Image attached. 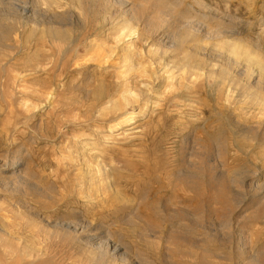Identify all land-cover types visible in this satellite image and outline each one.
Wrapping results in <instances>:
<instances>
[{"label":"rangeland","instance_id":"obj_1","mask_svg":"<svg viewBox=\"0 0 264 264\" xmlns=\"http://www.w3.org/2000/svg\"><path fill=\"white\" fill-rule=\"evenodd\" d=\"M28 1L31 2L32 0ZM146 1L151 6L156 5L155 0ZM158 1L163 2V0ZM200 1L203 2L200 8L203 9L197 6L195 0H164L163 6L165 8H162V11L167 13L166 10H168L172 14L174 22L190 21L191 19L186 15L185 17L184 14L181 16L173 12L175 6L177 7L180 4L194 16L200 15L201 18V15L209 14L210 20L205 21L206 24L209 23L204 25L211 28V30L202 28L205 35H209L208 33L214 35L219 30L220 33L232 34H230L231 36L223 34L222 37L215 35L216 39L213 38L215 36H208L210 38L206 39L207 37H203L201 34L198 35L201 43L210 46L208 51L201 53V57L208 63L220 64L219 58L215 61L211 59L210 51L213 46L210 44H215L224 39H238L244 41L243 43L246 45L248 44L251 49L255 51L261 49L264 52V0ZM12 2L15 3L14 0H6L4 3L9 8L11 7L9 3ZM138 2L142 4L143 1L138 0ZM25 5L23 4V6ZM27 6L29 7L30 3ZM152 9L154 11L155 8L152 7ZM96 11V14L89 17L88 29L94 27L96 18L106 14V10L100 7ZM120 19L121 12H115L113 20L117 22ZM212 20L214 22L211 24ZM192 21H195V19H192ZM215 21L219 23L217 24ZM220 24L223 26L220 27ZM69 25L73 33L71 42L56 43L57 46L55 45V47L42 40L39 48H43L44 52L41 53V57H50V61H45L48 68H53L52 79L61 80L64 84L80 77V80L84 82L87 74L79 76V72L83 71L81 70L82 64H91L90 71L94 74V81L90 89H93L95 82L105 72L96 63L88 62L83 53L82 39L89 32L85 33L83 28L78 27V17L71 16ZM227 29L228 31H226ZM17 34L19 37H17ZM20 34L22 33L17 32L15 37L20 39ZM234 35L239 37L237 38ZM19 39H16V41ZM11 42L10 44L15 45L13 40ZM18 44L16 45L18 46ZM140 47V44L136 45L137 49ZM76 49L79 51V55L73 57ZM30 50L34 51L35 46L32 45ZM17 52L18 50L14 49L9 53L11 56L13 55L12 57L15 56L11 65L12 67L17 65L21 68L19 65H23L32 52L27 53L26 49ZM182 56L181 51H174L171 55L166 56L169 60L165 61L167 63L170 61L177 62ZM159 57L163 59L162 55H159ZM33 62L32 64H35ZM64 64L67 65L68 79L66 75H61ZM47 74L42 72L39 75H30L27 78L29 81L40 79V77L44 79L50 76V73ZM172 87L171 84L167 86L165 97L172 94L174 90ZM64 89L60 87L57 88L56 94L48 97L42 96L44 107L39 111L36 110V113H33L35 115L28 114V111L18 103L15 108L16 114L21 118V123L19 127L11 126L16 130H14L15 133L11 139L13 142L9 146L10 148L0 146L1 160L5 159L6 156L10 157L8 154L10 155L19 149L26 152V155L29 156L28 162H32L28 164L30 173L36 172V177L40 178L38 182L41 181L36 188L38 193H47L52 197L56 196L57 193L59 196L62 194L64 197V200L59 203H53L52 199H48L49 202H43L44 199L40 200L41 197H38L37 192L36 195L30 190L26 191L24 189L17 196V193H9V191L0 188V199L5 198L11 203L21 201V204L29 205L33 213H26L19 217L10 213L8 215L9 219H0V226L3 225L2 227L7 231L10 230L14 236V239L0 240V264H203V262L204 264H236V262L251 264V261L253 264H264V259H262L264 258V255H262L264 254V211L260 212V207L243 206L241 210L245 209L244 211L237 208L232 215L231 211L226 213V210L224 211L220 204L223 201L221 194L216 190H210L208 181V177L213 171L215 172L214 175L218 177L226 176L224 178L228 177L227 179H229V176L234 172L246 169L251 174L253 173L249 182L255 181L260 186H264V159L259 155L264 150L261 142V131L258 132V135L254 132V139L243 135L233 125L235 119L217 114V110L214 108V96L206 88H202L195 91L194 94V97H196L194 101L199 102V108H184L182 112L180 111L181 113L172 114L169 117L165 114L161 118L153 113L147 116L146 119L137 121L132 126L133 128L126 133L127 135L121 134L122 136L115 137L114 135L123 132V130H120L110 136V128L113 123L120 119L126 109H109L92 114L87 107L90 103L88 99L80 96V105L74 104L73 98L77 95L75 93H65L66 91L62 92ZM27 102H30V99L24 100V103ZM178 116H182L183 120L194 124L196 129L193 126L189 129L186 128L187 126L178 127ZM238 119L242 122L244 120L241 117H238ZM238 119L236 118V120ZM4 121H6L5 118L0 119L2 128L7 127L4 125ZM23 123L26 124L23 125ZM184 138H189L191 143L188 145L182 144ZM247 144L253 145V147H246ZM221 151H224L228 157L225 159L214 158ZM185 152L187 154L207 152L212 155L213 161L203 163L196 157V154V156L193 154V156L183 157L182 153ZM30 159L32 160L30 161ZM84 165L85 168L89 165L93 170L95 168L100 170L99 175L96 174V181L97 183L101 181L98 184L94 181L96 185L93 188L90 184L89 186L81 185L83 179L78 175L80 174L78 172L79 168L82 169L81 171L85 169ZM201 171L207 175L199 176L202 173ZM39 175L40 177H38ZM191 178L193 179L190 180ZM187 183H191V185ZM90 190H94V192ZM84 192L91 193L92 196L89 195L91 196L90 201L82 194ZM177 194L188 196L193 200L192 205L189 204L190 207L192 206L191 210L190 207L182 205L172 206L170 201L174 196H178ZM170 196H172V199ZM202 199L207 200L206 203L208 204L203 206L204 203L198 201H203ZM197 201L202 208L197 204ZM210 204L211 206H209ZM166 208L172 211L168 212ZM199 209L204 210L200 211ZM211 209L212 211H207ZM178 210H185L184 214L186 216H183L181 212L176 217ZM229 212L230 214H228ZM200 213H204L200 216L201 220L204 219L200 222L201 224H198L195 219ZM240 215H242V218H240ZM230 216H234L233 220ZM177 218L183 223L188 221L187 225L194 224L198 228L199 232L190 237L197 240L195 241L197 242L196 246L205 248L209 254H213L209 259V263L201 260L204 257L202 255L196 256L194 254L185 257L177 253L179 250H190L200 254L202 250L198 247L175 246L172 242L167 241L165 235H168L169 230L164 220H178ZM75 221L81 222L80 224L84 226L92 225L95 230L93 233H97L100 239L99 242L110 245V250L112 247H119L121 251L117 254V257L113 259L109 256L106 261L100 260L95 248L77 241L61 229L57 228L55 230L53 228L58 223L73 224ZM11 222L21 226L10 227ZM148 227L155 234L154 237L149 239L151 242H147L145 236ZM172 231L178 230L172 228ZM27 234L29 237L34 238V242H36L34 245L37 248H42V253L36 254L27 250V253H24L23 250L26 244L31 243L28 242L29 237H26ZM202 239L204 240L202 241ZM241 241L244 244V256L238 260L237 246ZM257 252H259L257 258H252L251 255H256Z\"/></svg>","mask_w":264,"mask_h":264},{"label":"bare ground","instance_id":"obj_2","mask_svg":"<svg viewBox=\"0 0 264 264\" xmlns=\"http://www.w3.org/2000/svg\"><path fill=\"white\" fill-rule=\"evenodd\" d=\"M142 1L141 4L138 0H32L31 2L28 0H14L15 3H9L11 7L8 8L4 3L6 0H0V74L3 75H0V100H2L0 102V119L5 118L6 121H4V125L7 126L6 128H2V125H0V146L10 148L9 146H11L13 142L11 139L15 133L14 130H16V128L13 129L11 126L19 127L21 123V118L16 114L15 108L18 103L21 104L22 108L28 111V114L31 113V115H35L33 113H36V110L39 111V109H43L44 107L42 96L48 97L54 95L57 93V88L60 87L65 88L62 92L66 91L65 93H75L77 95L73 98L74 104H79L81 101L79 100L80 96L88 99L90 103L87 107L92 114H97L100 111L104 112L109 109H126L120 116V119L113 123L110 128V136L115 132L123 130L122 133L114 135L115 137L125 135L133 128L132 126H134L137 121L146 119L147 116L153 113L161 118L165 114L169 117L172 114L181 113L184 108H199V102L194 101V98H196L194 97L195 91L206 88L214 96V108L217 110V114L220 116H227L229 119H235V123L233 124L235 128L239 129L243 135H246V137L250 139L255 138L254 132L258 135V132L261 131V142L264 146V52L261 51V49L258 51L251 49L248 44L246 45L243 43L244 41L242 42L237 39L239 36L237 37L234 35L237 37V40L224 39L215 44H210L213 46L210 51V57L214 59V61L219 58L220 64L208 63L201 57V53L208 51L210 46L208 47L207 44L201 43L198 35L201 34L203 37H207L206 39H209L210 37L208 36L230 35L231 33H220L219 30V32L214 35H210V33H208L209 35H205L202 32V28H208V26L206 27L205 25H208L209 22L206 24L205 21L210 20L209 14H203L200 18V15L194 16L189 13V11H186L182 5L178 4L179 6H175V11L173 12L181 16L184 14V16L186 15L191 19L186 22L182 20V22L184 21L183 23L181 22L184 24L182 25L180 21L178 23L174 22L172 14L169 13L168 10H166L167 13L162 11V8H165L163 6L164 0L163 2L155 0V6H151L146 0ZM28 2L30 3L29 7L27 6L29 4ZM195 2L199 8L201 3H203L200 0H195ZM23 4L26 5L23 6ZM99 7L105 9L106 14L100 18H96L94 27L92 26L88 29L89 17L90 15L96 14V9ZM152 7L155 8V12ZM117 11L121 12V19L116 22L113 20V15ZM73 15L78 17V27L83 28V32L85 33L89 32L83 37L81 43L84 48L83 53L85 57L88 59V62L96 63L97 66L102 68L105 72L98 80L96 79L97 82H95L93 89H90L94 81V74L90 71L91 64H82L81 70L83 71L79 72V76L87 74L84 78V82L80 80V77L72 79L68 81L67 84H64L61 80L52 79L53 68H48L46 62L50 61V57H41V53L44 52V50H42L43 48H39L42 40L45 43L52 44V46H57L58 43L68 42L73 38V33L69 25L71 16ZM173 17H175V15H173ZM192 19H195V21H192ZM213 22L214 20H212L211 24ZM222 26L220 24V27ZM208 29L211 30V28ZM89 30L92 31V33H90ZM226 31H228V29ZM17 32L22 33L20 34V39L15 37ZM216 36L213 38L216 39ZM17 37H19L18 34ZM14 38L19 40L16 41ZM12 40L14 43L16 41L15 45L10 44ZM16 44H18V46ZM139 44L141 47L137 49L136 45ZM32 45L35 46L34 51L30 50ZM14 49H17L18 52L24 49L27 50V53L32 52L30 56L28 55L26 62L23 65H19L21 68L17 65L13 67L11 65L15 56L12 57L13 55L11 56L9 53ZM77 49L73 57L79 55ZM174 51H181L183 56L179 58L177 62L170 61L167 63L165 60L168 61L169 59L166 56L168 54L171 55ZM159 55H162L163 59H160L161 57H159ZM31 60L34 61L35 64H32ZM66 68L67 65L64 64L61 75H66L67 77ZM42 72L48 73L47 75L50 73V76L44 79L41 77L40 79L34 78L36 80L32 81H29L27 78L30 75H39V73ZM169 84L173 85L172 89L174 90L172 94L165 97L166 89ZM25 99H30V102L24 103ZM178 117V127L187 126L186 128L189 129V127L193 126V128L196 129L194 124L186 122L183 120L182 116ZM238 117L244 119L243 122L245 121V123L239 120ZM236 118L238 120H236ZM25 124L23 123V125ZM182 141L184 145L191 143L189 138ZM246 147L252 148L253 145L247 144ZM193 154L195 155L196 152H192V154H187L185 152L184 154L182 153V156H193ZM196 155L195 156L203 163L213 161L212 155L207 152L198 153ZM259 155L264 159V150L260 152ZM8 156L10 157L6 156L7 158L4 157L5 159L3 160H1L2 157H0V188L4 191H9V193H17V196L21 191H24V189L36 193L38 191H36V188L41 181L38 182L40 178L38 179L36 177V172L30 173L28 164L32 162H28L29 156L26 155V152H24L23 149H19L16 152H12L10 155L8 154ZM226 157H228V155L224 151H221L214 158L225 159ZM31 160L32 159H30V161ZM95 169L93 170L89 165H87L83 171L79 168L78 173L80 174L78 175L83 179L81 185L89 186L90 184L92 188L96 185V174H98L100 170L98 168ZM245 170L246 169L234 172L229 176V179H227L228 177L225 179L224 177L226 176L224 175V177L214 175V171L213 173L210 172L211 175L209 177L207 176L209 178L210 190H216L221 194L223 201L220 204L224 208V211L226 210V213L227 211H231V215L234 213L235 209L239 208L241 210L243 206L260 207V212L264 211V186H260L255 181L249 182L253 173L251 174L250 171ZM206 175L204 172L199 174L201 177ZM38 177H40V175ZM192 179L193 178L190 180ZM94 181L96 183H94ZM187 184L191 185V183ZM90 191L94 192V190ZM38 194V197H41L40 200L44 199L43 202H49L48 199H52L53 203H59L64 200L62 194L59 196V194L56 193V196L53 197L47 193ZM82 194L90 201L92 196L91 193L84 192ZM172 196H170L171 199ZM187 197L188 196L178 195L174 196L173 199L169 201L172 206L182 205L184 207H190L189 204H191L193 200ZM196 197L194 199L195 202ZM198 201L204 203L203 206L208 204L206 203L207 200ZM198 201L197 204L199 203ZM20 202L21 201L18 203H11L9 200L1 198L0 219H9L8 215L10 213L15 214L17 217L25 215L26 213L33 214L32 208L29 205L21 204ZM211 204L209 206H211ZM199 206H201V204ZM191 207L189 208L190 210ZM222 207L221 209H223ZM200 208H202V206ZM166 209L168 212L172 211L168 208ZM203 210L201 209L200 211ZM244 210L245 209L241 211ZM207 211H212V209ZM181 212L183 216H186L184 214V212H186L185 210H178V212H176V217ZM202 214L200 213L199 216L197 215L195 219L198 224L204 219L201 220L200 216H202ZM228 214H230V212ZM233 217L234 216L231 217L232 220ZM240 218H242V215H240ZM179 220L180 219L164 220L169 230L167 232L168 235H165L167 241L169 243L172 242L175 246L195 247L197 243L195 241L197 240L192 239L190 236L196 235L197 232H199L198 228L194 224L187 225L188 221L183 223ZM80 223H78V221H75L73 224L58 223L53 228L55 230L57 228L61 229L65 234L73 236L77 241L86 243L95 248L100 256V260L106 261L109 256L113 257V259L117 257V254L121 251L119 247L115 246L110 250V245L101 244L99 242L100 239L97 233H93L95 230L92 228V225L84 226ZM10 224V227L13 228L21 226L20 224L12 222ZM47 224L50 225L49 223ZM2 226H0V240L14 239L10 230L7 231ZM172 228L178 231H172ZM154 235V232L151 231L150 228L147 229L145 234L147 242H151L149 239L154 237ZM26 237H29L28 234ZM203 240L204 239H202V241ZM34 241L33 237H29L28 242L31 243L26 244L23 250L24 253H27V251L31 253L35 252L36 254L42 253V248H37V246L34 245L36 244ZM197 247L198 246H196V248ZM198 249L202 250L200 254L190 250H179L177 253L185 257L193 256L194 254L196 256L202 255L204 257L201 260L209 263V259L213 254H209L208 250L205 248L198 247ZM258 253L259 252H257L256 255H251V257L256 259ZM242 256H244V244L241 241L237 246L238 260L241 259ZM236 264L242 263L236 262ZM251 264H253L252 261Z\"/></svg>","mask_w":264,"mask_h":264}]
</instances>
